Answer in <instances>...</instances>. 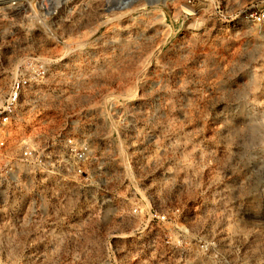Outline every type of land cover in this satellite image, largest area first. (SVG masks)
Wrapping results in <instances>:
<instances>
[{"label":"rangeland","instance_id":"374dc122","mask_svg":"<svg viewBox=\"0 0 264 264\" xmlns=\"http://www.w3.org/2000/svg\"><path fill=\"white\" fill-rule=\"evenodd\" d=\"M250 1L0 4V48L32 37L73 54L78 91L46 95L41 126H96L85 185L47 179L50 212L73 234L0 264H264V26L242 19ZM43 6L50 23H27Z\"/></svg>","mask_w":264,"mask_h":264},{"label":"built area","instance_id":"2783aa9c","mask_svg":"<svg viewBox=\"0 0 264 264\" xmlns=\"http://www.w3.org/2000/svg\"><path fill=\"white\" fill-rule=\"evenodd\" d=\"M43 7L41 17L28 14L27 23L38 18L31 24H49L56 8ZM241 13L245 22L264 26V0H251ZM0 50L12 62L8 80L0 85V252L58 251L54 238L73 231L64 217L50 212L54 200L47 188L53 184L47 179L61 178L63 186L75 178L76 185H85L83 180L96 159L91 142L96 126L85 116L70 115L55 126H41L52 121L51 117L47 121L41 101L46 95L78 91L75 71L67 70L71 52L53 54L55 41L35 43L32 37L11 38ZM152 216L165 219L156 211Z\"/></svg>","mask_w":264,"mask_h":264},{"label":"bare ground","instance_id":"6f19581e","mask_svg":"<svg viewBox=\"0 0 264 264\" xmlns=\"http://www.w3.org/2000/svg\"><path fill=\"white\" fill-rule=\"evenodd\" d=\"M6 1H8V0H0V4L5 3ZM146 1L148 3H154V2H158V1L159 2L160 1L161 2H166V1L168 2L169 0H146ZM170 1H172V0H170ZM134 2H136V0H108V3H111L113 5L110 8H126V7L131 6ZM185 12H187V14H191L190 12H188V10H186Z\"/></svg>","mask_w":264,"mask_h":264}]
</instances>
